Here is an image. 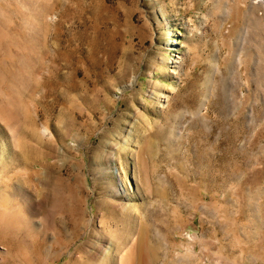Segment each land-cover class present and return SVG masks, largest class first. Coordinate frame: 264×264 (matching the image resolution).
<instances>
[{
	"label": "rangeland",
	"instance_id": "1",
	"mask_svg": "<svg viewBox=\"0 0 264 264\" xmlns=\"http://www.w3.org/2000/svg\"><path fill=\"white\" fill-rule=\"evenodd\" d=\"M130 226L264 264V0H0V264H121Z\"/></svg>",
	"mask_w": 264,
	"mask_h": 264
},
{
	"label": "bare ground",
	"instance_id": "2",
	"mask_svg": "<svg viewBox=\"0 0 264 264\" xmlns=\"http://www.w3.org/2000/svg\"><path fill=\"white\" fill-rule=\"evenodd\" d=\"M131 216H133V215H131ZM132 235L134 236V228H133V226H130L128 229V234L123 237L122 242H121V243H124L126 246L129 245V248H128L129 250L125 254L126 256L122 257V260L120 263L121 264H137V261L135 259V253L141 254V252H142L144 255L143 257H145V264H150L151 259L153 260L154 256L152 255V257H151V253L149 252L150 250L147 247L146 240H145L146 234L144 233V231L141 230L140 234H139L140 236H139L137 242L134 240ZM134 241H135V243H134ZM111 253H113V250ZM102 264H113L110 251H108L105 254V256L102 260Z\"/></svg>",
	"mask_w": 264,
	"mask_h": 264
}]
</instances>
